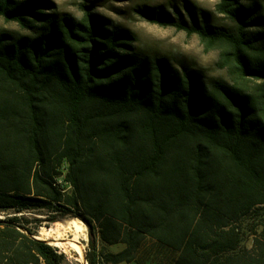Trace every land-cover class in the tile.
Segmentation results:
<instances>
[{
    "label": "trees",
    "instance_id": "1",
    "mask_svg": "<svg viewBox=\"0 0 264 264\" xmlns=\"http://www.w3.org/2000/svg\"><path fill=\"white\" fill-rule=\"evenodd\" d=\"M91 6L0 0L26 31L0 29V264H62L31 224L66 218L88 227V264H264V0H217L222 22L140 10L198 35L223 75Z\"/></svg>",
    "mask_w": 264,
    "mask_h": 264
},
{
    "label": "rangeland",
    "instance_id": "2",
    "mask_svg": "<svg viewBox=\"0 0 264 264\" xmlns=\"http://www.w3.org/2000/svg\"><path fill=\"white\" fill-rule=\"evenodd\" d=\"M58 12L69 13L77 18L83 16L82 4L92 5L95 13L101 14L114 24H120L128 28L136 37V44L144 51L165 55L171 60H182L193 67L205 71L211 75H223L225 72L216 65L218 59L217 50H205L198 35H188L183 30H177L172 26H161L146 20L140 12L143 8H151L157 12L163 10L170 14L177 8L182 14L187 12L186 6H195L197 10H207L212 14V18L217 22H222V16L216 12L217 0H52ZM0 29L26 33L20 29L17 23L5 21L0 17ZM44 211H30L26 215L30 218L44 217ZM4 216V215H0ZM71 218H66L57 223L31 224L32 230L39 238L53 242L69 240L72 235L61 228V223H66ZM66 221V222H65ZM86 225V224H85ZM87 227V225H86ZM70 237V238H69ZM63 239V240H62ZM67 239V240H66ZM53 240V241H52ZM85 247H89V234L87 227V239L83 242ZM87 243V244H86ZM52 244V243H51ZM56 246V245H55ZM59 250L65 253L66 258L62 264H81L78 257L67 247L58 246ZM123 245L109 246V251H118ZM88 251V250H87ZM87 251L85 250V259ZM147 255H144L142 264H165L163 254L153 263ZM149 260V261H148ZM87 261V259H86ZM88 262V261H87ZM128 264V263H120ZM135 264V263H133Z\"/></svg>",
    "mask_w": 264,
    "mask_h": 264
},
{
    "label": "bare ground",
    "instance_id": "3",
    "mask_svg": "<svg viewBox=\"0 0 264 264\" xmlns=\"http://www.w3.org/2000/svg\"><path fill=\"white\" fill-rule=\"evenodd\" d=\"M61 228L71 233L72 237H69L70 239H66L67 241L64 242L54 238L55 241L52 240L53 242L51 243L56 246L67 247L78 257L81 264H87L85 259V248L87 246L85 247L83 243L87 239V227L85 223L78 218H71L66 223H61Z\"/></svg>",
    "mask_w": 264,
    "mask_h": 264
},
{
    "label": "water",
    "instance_id": "4",
    "mask_svg": "<svg viewBox=\"0 0 264 264\" xmlns=\"http://www.w3.org/2000/svg\"><path fill=\"white\" fill-rule=\"evenodd\" d=\"M45 240H46V239H45ZM49 243H50V242H49ZM50 244H51V243H50ZM51 245H53V244H51ZM54 246H55V245H54ZM56 247H58V246H56ZM85 250L87 251V250H88V248L86 247V248H85ZM87 264H88V262H87Z\"/></svg>",
    "mask_w": 264,
    "mask_h": 264
}]
</instances>
